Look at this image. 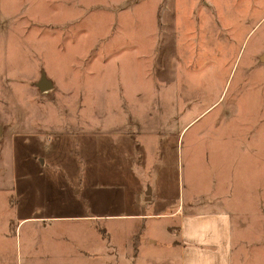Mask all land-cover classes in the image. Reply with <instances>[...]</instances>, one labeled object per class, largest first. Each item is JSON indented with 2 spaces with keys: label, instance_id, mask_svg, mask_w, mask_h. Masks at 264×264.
Masks as SVG:
<instances>
[{
  "label": "rangeland",
  "instance_id": "374dc122",
  "mask_svg": "<svg viewBox=\"0 0 264 264\" xmlns=\"http://www.w3.org/2000/svg\"><path fill=\"white\" fill-rule=\"evenodd\" d=\"M191 203L264 264V0H0V264H180Z\"/></svg>",
  "mask_w": 264,
  "mask_h": 264
},
{
  "label": "crops",
  "instance_id": "0c3cea01",
  "mask_svg": "<svg viewBox=\"0 0 264 264\" xmlns=\"http://www.w3.org/2000/svg\"><path fill=\"white\" fill-rule=\"evenodd\" d=\"M188 207L170 213L178 217L174 228L178 239L174 243L178 245L180 264H232L229 214L200 211L192 203Z\"/></svg>",
  "mask_w": 264,
  "mask_h": 264
},
{
  "label": "water",
  "instance_id": "95a60500",
  "mask_svg": "<svg viewBox=\"0 0 264 264\" xmlns=\"http://www.w3.org/2000/svg\"><path fill=\"white\" fill-rule=\"evenodd\" d=\"M41 77H40V79H39V81L38 82H36V86L39 88V90H41L42 92H47V91H49V89L52 87V81L49 79H47V77H46V75L42 72L41 74ZM150 191H149V189L148 190H146V196H145V198L146 199H149L150 198V196H149V193Z\"/></svg>",
  "mask_w": 264,
  "mask_h": 264
}]
</instances>
